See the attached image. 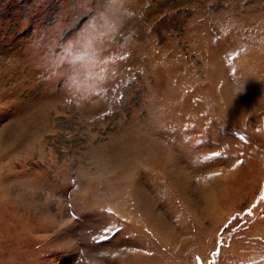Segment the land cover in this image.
Masks as SVG:
<instances>
[{
  "label": "rangeland",
  "instance_id": "1",
  "mask_svg": "<svg viewBox=\"0 0 264 264\" xmlns=\"http://www.w3.org/2000/svg\"><path fill=\"white\" fill-rule=\"evenodd\" d=\"M0 264H264V0H0Z\"/></svg>",
  "mask_w": 264,
  "mask_h": 264
},
{
  "label": "snow or ice",
  "instance_id": "2",
  "mask_svg": "<svg viewBox=\"0 0 264 264\" xmlns=\"http://www.w3.org/2000/svg\"><path fill=\"white\" fill-rule=\"evenodd\" d=\"M215 155V154H214Z\"/></svg>",
  "mask_w": 264,
  "mask_h": 264
}]
</instances>
